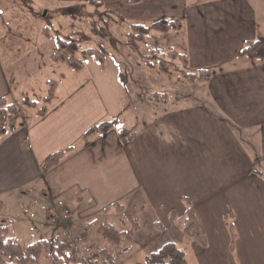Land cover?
<instances>
[{
	"label": "crops",
	"instance_id": "1",
	"mask_svg": "<svg viewBox=\"0 0 264 264\" xmlns=\"http://www.w3.org/2000/svg\"><path fill=\"white\" fill-rule=\"evenodd\" d=\"M239 51L232 55L238 56ZM252 60L251 64L243 63L246 67L241 72L223 68L226 60L214 63L220 64L218 68L200 63L194 71L209 69L208 81L189 84L177 79L178 85H190L193 90L186 92L190 86H179L176 92L158 96V92L131 91L127 79L125 84L120 82V71L114 76L122 93L107 94L100 75L107 65H115L88 58L83 64L90 77L66 93L58 92V84L44 116L37 115L36 103L35 108L21 104L25 96L29 98L26 93L14 97L13 81L0 66V97L16 104L20 113L15 132H0V223L7 236L28 244L60 237L63 230L71 228L88 233L92 259L107 261L91 238L99 237L96 230L100 224L90 227L85 223L88 219L111 209L124 212L138 207L143 211L147 205L162 225L171 228L170 212L184 216L185 198L207 238L206 247L192 239L181 243L186 264H190L188 254L194 264H253L248 257L250 252L254 255L255 244L246 231L241 237L238 228L231 250L225 220L232 213L236 228L239 213H264V58ZM45 84L47 88V81ZM228 92L236 93L225 96ZM228 116L242 121L236 124L228 121ZM111 117H118L121 126L134 130L132 140L119 141L116 129L83 137L90 126ZM255 117L260 118L261 129ZM68 148L71 150L58 166L41 172L48 155ZM204 148L210 150L208 155L203 154ZM213 152L217 153L221 175L229 174L223 194L229 185L235 195L250 198L240 207L242 211L234 202L232 207L229 203L225 208L214 207L220 195L217 180L215 186L211 183L207 189L197 188V172L192 173L189 165L204 161L203 155L210 157ZM255 166L259 173L253 172ZM202 189L207 193H201ZM179 233H172L166 243L185 241ZM256 250L264 254V243ZM121 261L126 264V260ZM36 264L55 263L47 254Z\"/></svg>",
	"mask_w": 264,
	"mask_h": 264
},
{
	"label": "rangeland",
	"instance_id": "2",
	"mask_svg": "<svg viewBox=\"0 0 264 264\" xmlns=\"http://www.w3.org/2000/svg\"><path fill=\"white\" fill-rule=\"evenodd\" d=\"M89 1L0 0V66L8 78L13 81L14 97H17L19 92L26 93L25 95H28L30 101L35 102L39 109L44 105L42 98L46 96L45 89H48V86L44 87L46 86L45 81L55 80L57 85L59 84L58 92L66 93L76 90L90 77V71L84 64V67L78 70L51 61V54L56 47V35L61 39L68 36L85 37L86 40L82 44L84 48H98L100 43L104 44L108 51L104 60L115 67L107 65L108 67L100 77L107 88V94L116 95L122 93L118 91L119 89L117 90V88L121 89L114 76L117 71H120L124 79L129 81L128 85L133 92L152 94L158 92L160 96L163 93L176 92L179 86H190L182 85V83L178 85L177 79L186 81L179 79L177 74L160 73L157 69V61L162 58L161 55L157 60H153L152 68L146 66L145 57L153 47L171 46L179 53L186 54L191 63L189 71L195 72L194 67H198L200 63L218 68L221 67L220 64L214 63L226 60L225 64H222L223 68L241 72L246 67L243 63L251 64L253 60L238 57L232 53L241 50V46L244 45L243 40L246 39L259 40L264 44V0H143L135 4L128 3L129 0H94L102 3L99 11L89 5ZM105 10L112 11L114 14L108 13L107 15L104 13ZM117 15L122 17V22L119 21ZM161 18L180 19L182 28L179 31L152 33L140 44L139 53H130L124 44L130 26L132 24L148 26ZM92 22L101 29L102 33L99 36L90 33ZM105 31L117 40L115 46L109 43V36L106 33L102 36ZM232 56L234 57L230 59ZM226 89L230 90V84ZM192 90L193 86H190L186 92ZM233 93L236 92H228L225 96ZM45 106L48 107V104ZM25 111L31 112L32 110L25 108ZM226 118L236 124L242 121V118L229 116ZM255 118L257 119L256 126L261 129V122L258 121L260 118ZM106 120H112V117ZM119 124L121 125L120 121ZM186 153L190 159L189 146H187ZM209 153L208 148L203 149V154L208 155ZM216 154L213 152V156L210 157L203 155L204 161L189 165L192 173L197 172V188L200 189L203 186L207 189L211 183L215 186L217 180L220 195L214 207L225 208L226 203L232 207L234 202L235 208H240L245 202L250 201V198L235 195L229 185L226 186L223 194L222 188L228 182L229 174L221 175L219 166H216ZM208 160H210L209 163H207ZM220 167L226 168L227 166ZM254 168L253 172H260L258 167ZM204 189L201 193L206 194ZM232 192L233 198H231ZM182 202L187 207L186 203ZM240 210L242 211V208ZM154 215L156 214L150 211L149 206L145 205L143 211L138 207L134 210L126 209L124 212L111 209L110 213L96 216L92 220L88 219L85 223L96 228L99 224L107 222L119 230H129L132 226L130 217L134 216L138 229L133 233V238L125 237L121 245L115 247V250L125 248L126 256L122 259L126 260V264H146L145 257L163 247L172 233L181 232L180 237L183 234L185 215L179 217L175 214L173 220H170L171 228L162 225ZM238 216L239 219L235 221L238 223V226L234 227L235 233L240 228V235L244 237L246 231L248 239L255 244L252 245L255 249L254 255L250 252L248 257L249 263L264 264V254L256 250L264 243V225H262L264 224V213L241 212ZM84 236L88 239V233ZM91 238L95 244L97 243L96 247L104 244L99 237L92 236ZM183 238L185 241L177 240L174 243L182 247L181 243L190 240L184 234ZM34 242H28V244ZM99 242L101 244L98 245ZM47 254L43 253V258ZM188 259L190 264H194L190 254H188ZM245 262L246 260L242 263Z\"/></svg>",
	"mask_w": 264,
	"mask_h": 264
},
{
	"label": "trees",
	"instance_id": "3",
	"mask_svg": "<svg viewBox=\"0 0 264 264\" xmlns=\"http://www.w3.org/2000/svg\"><path fill=\"white\" fill-rule=\"evenodd\" d=\"M140 0H129L128 3L135 4ZM89 5H92L99 11L102 8V3L94 0L89 1ZM105 14L113 13L112 11L105 10ZM114 14V13H113ZM119 21H123L121 16H118ZM182 28V21L180 19H167L161 18L152 24L146 26L142 24H132L129 32L125 37V47L130 53L137 54L140 50V44L151 36L152 33H166L169 31H179ZM90 33L94 36H99L101 29L97 27L94 22L90 25ZM103 32L102 36L105 35ZM106 35H108L106 33ZM109 36V35H108ZM56 47L51 54V61L54 63H62L73 69H80L86 59L91 58L97 62H102L108 55V51L104 44L100 43L98 48H84L82 44L86 38L81 36H68L65 39H61L58 35L55 36ZM109 43L113 46L116 45L117 40L109 36ZM161 55L162 58L157 61V69L162 74L170 75L171 73L177 74L179 79H183L186 82H206L211 77V71L207 68H200L195 72L189 71V58L186 54L179 53L171 46H165L163 48L153 47L150 49L149 54L145 57L146 66L153 67V60ZM238 56L247 57L250 59H262L264 58V44L259 40L250 41L246 40L243 47L238 53ZM120 82L125 84V79L122 74L119 75ZM48 90L46 96L43 98L44 105L37 110L38 116H44L48 104L57 88V82L55 80L47 81ZM21 104L26 107L35 108V102H31L27 96H25ZM20 113L18 107L14 103H9L4 97H0V132L6 131L15 132ZM116 129L119 141L128 142L134 137V130L128 129L119 124L118 117L112 120H103L90 126L83 134L84 138L92 137L95 135H105L110 130ZM71 148L66 150H59L48 155L41 165V172L46 173L54 167L58 166L66 153ZM186 203L185 219L183 234L198 243L202 247L207 246L206 235L196 217V214L192 208V205L188 199H183ZM3 206L0 201V208ZM118 210L122 209L119 204H113ZM107 208L104 210L106 211ZM174 211L170 213V220L174 218ZM233 214L225 217L226 226L230 233V249L233 250L236 240V233L232 223ZM132 226L129 230H119L115 226L105 222L101 224L97 230L96 235L99 236L104 243L98 247L107 261H99L92 259L94 264H111L117 261L108 250L107 245L109 243L115 245H121L122 240L131 238L133 233L138 229V223L135 220L131 221ZM7 229L0 223V264H36L42 257L43 253H48L49 258L55 264H80L77 262L73 255L68 251L66 243L59 237L53 239L40 240L27 245L21 244L17 239H13L7 236ZM146 264H186L184 250L176 243H166L158 251L152 252L145 257Z\"/></svg>",
	"mask_w": 264,
	"mask_h": 264
},
{
	"label": "built area",
	"instance_id": "4",
	"mask_svg": "<svg viewBox=\"0 0 264 264\" xmlns=\"http://www.w3.org/2000/svg\"><path fill=\"white\" fill-rule=\"evenodd\" d=\"M62 238L66 242L68 250L77 262L80 264H91L84 235L70 229H66L62 233ZM117 253L121 255L124 251L118 249Z\"/></svg>",
	"mask_w": 264,
	"mask_h": 264
}]
</instances>
